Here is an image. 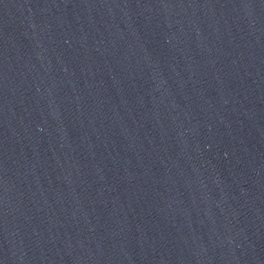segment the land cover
Instances as JSON below:
<instances>
[{"label":"water","instance_id":"95a60500","mask_svg":"<svg viewBox=\"0 0 264 264\" xmlns=\"http://www.w3.org/2000/svg\"><path fill=\"white\" fill-rule=\"evenodd\" d=\"M0 264H264V0H0Z\"/></svg>","mask_w":264,"mask_h":264}]
</instances>
